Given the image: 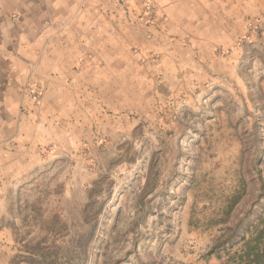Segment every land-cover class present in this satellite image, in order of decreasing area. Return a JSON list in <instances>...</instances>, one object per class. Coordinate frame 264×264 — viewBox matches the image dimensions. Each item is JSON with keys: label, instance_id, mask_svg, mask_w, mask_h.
<instances>
[{"label": "rangeland", "instance_id": "rangeland-1", "mask_svg": "<svg viewBox=\"0 0 264 264\" xmlns=\"http://www.w3.org/2000/svg\"><path fill=\"white\" fill-rule=\"evenodd\" d=\"M146 3L127 43L141 97L14 183L0 264H241L264 233V0H239L237 61L175 72Z\"/></svg>", "mask_w": 264, "mask_h": 264}, {"label": "crops", "instance_id": "crops-1", "mask_svg": "<svg viewBox=\"0 0 264 264\" xmlns=\"http://www.w3.org/2000/svg\"><path fill=\"white\" fill-rule=\"evenodd\" d=\"M148 1L166 19L169 72L174 62L237 61L239 0H0V242L14 183L57 171L59 133L87 145L95 122L141 97L127 43Z\"/></svg>", "mask_w": 264, "mask_h": 264}, {"label": "trees", "instance_id": "trees-1", "mask_svg": "<svg viewBox=\"0 0 264 264\" xmlns=\"http://www.w3.org/2000/svg\"><path fill=\"white\" fill-rule=\"evenodd\" d=\"M257 242L249 245L241 264H264V233L257 237Z\"/></svg>", "mask_w": 264, "mask_h": 264}, {"label": "built area", "instance_id": "built-area-1", "mask_svg": "<svg viewBox=\"0 0 264 264\" xmlns=\"http://www.w3.org/2000/svg\"><path fill=\"white\" fill-rule=\"evenodd\" d=\"M146 14L147 15H152L155 13V6L152 4V2L148 1L146 3ZM33 95H34V99L36 101H40L41 97H42V90L37 88L33 91Z\"/></svg>", "mask_w": 264, "mask_h": 264}]
</instances>
